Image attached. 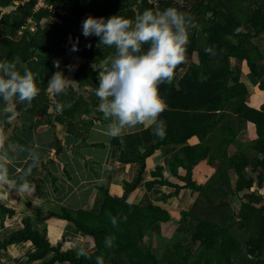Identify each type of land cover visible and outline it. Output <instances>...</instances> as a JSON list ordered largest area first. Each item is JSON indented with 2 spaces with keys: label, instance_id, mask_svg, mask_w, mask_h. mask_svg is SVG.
<instances>
[{
  "label": "trees",
  "instance_id": "1",
  "mask_svg": "<svg viewBox=\"0 0 264 264\" xmlns=\"http://www.w3.org/2000/svg\"><path fill=\"white\" fill-rule=\"evenodd\" d=\"M40 1L0 0V60L17 62L21 73L31 70L40 89L30 105L18 99L10 104L0 100L17 111L19 118L24 113L37 117L51 127H64L77 138L107 123L98 111L99 79L92 65L116 54L114 47H98V37L82 34L85 19L121 16L134 20L147 9L174 7L193 17L198 27L189 30L186 60L177 66L172 83L159 85L167 104L159 117L166 126L165 137L156 136L154 126L113 140L112 146L122 150L121 163L140 165L137 180L127 185L123 196H112L102 187L103 199L94 211L73 215L65 210L60 217L95 240L98 250L88 252L91 259L78 257L64 244L55 246L30 219L23 220L22 230L0 242V250L32 243L37 252L30 261L43 264H96L97 256L104 264H236L235 255L246 247L244 264H264V196L260 193L264 187V103L259 109L248 106V89L233 83L235 73L230 65V59L246 61L254 77L259 65L264 66L256 44L264 35V0H44L45 6ZM33 23L35 30L30 28ZM74 45L78 50H72ZM148 47L145 44L143 49ZM208 47L216 55L206 53ZM69 51L82 60L78 68L63 61ZM54 62H59V69ZM56 71L76 83L66 93L53 96L47 88ZM259 90L264 93V82ZM96 112L100 116H94ZM14 116L12 111L7 113L9 126ZM246 123L256 129L253 159L247 156L249 147L239 146ZM193 139L199 144L187 146ZM168 146H183L169 163L172 177L166 178L164 168L159 167L153 173L156 181L147 183L150 192L157 186L165 191H155L158 196L152 205H132L129 200L143 182L148 160ZM96 147L107 148L105 144ZM203 162L215 173L199 185L192 180V170ZM169 188L176 191L169 193ZM186 190L198 194L192 207L182 211L180 221L195 224V249H190L189 239L181 233L160 247L161 236L153 230L159 224L179 223L166 206ZM235 200L238 207L232 205ZM0 213L10 219L16 216L15 210L3 204ZM109 214L117 217V227ZM110 235L115 239L107 248L105 238ZM148 238L156 241L147 245Z\"/></svg>",
  "mask_w": 264,
  "mask_h": 264
},
{
  "label": "crops",
  "instance_id": "2",
  "mask_svg": "<svg viewBox=\"0 0 264 264\" xmlns=\"http://www.w3.org/2000/svg\"><path fill=\"white\" fill-rule=\"evenodd\" d=\"M256 44L264 56V35L256 40ZM64 60H69L74 69L82 63L72 51L68 52ZM230 65L235 73L233 83L244 84L248 89V106L259 109L264 103V93L259 90V85L264 82V66L259 65L258 76L254 77L246 61L230 59ZM0 103L5 105L1 100ZM10 111L15 113L10 119L11 126L6 122ZM97 113L94 116H98ZM109 124L108 121L106 124H97L84 138H77L69 135L64 127H51L25 113L19 118L17 111L6 109L4 112L0 108V155L7 154L6 160L0 159V166L7 167L13 185L0 184V204L16 211L13 219L0 213V242L22 230L23 220L30 219L34 228L47 233L55 246L64 244L65 249L76 252L80 247L88 252H97L94 239L86 237L73 224L60 217L65 210L73 215L82 210L94 211L103 199L102 187L109 189L112 196H123L127 185L137 180L141 167L120 162L122 150L112 146L113 140L118 137L111 138L105 134ZM154 126L144 124L126 128L122 136ZM242 129L239 146L243 149L249 147L247 156L253 159L257 144L256 129L247 123ZM101 144L107 148L96 147ZM198 144L199 141L193 139L187 146ZM182 147H162L148 160L143 182L129 200L132 205L149 206L156 202L155 191L165 190L157 186L150 192L147 183L156 181L153 173L159 167L164 168L166 178L172 177L169 163ZM206 166L209 172H206ZM210 172L211 167L203 162L192 170V180L204 179ZM25 182L29 184V189L20 191V186ZM142 194L143 197L137 200ZM155 230L153 233L156 236H162ZM36 252L37 248L32 243L10 246L7 250H0V264H43V261H30L31 255Z\"/></svg>",
  "mask_w": 264,
  "mask_h": 264
},
{
  "label": "clouds",
  "instance_id": "3",
  "mask_svg": "<svg viewBox=\"0 0 264 264\" xmlns=\"http://www.w3.org/2000/svg\"><path fill=\"white\" fill-rule=\"evenodd\" d=\"M197 27L193 17L174 7L163 11L147 9L134 20L112 16L107 19L88 17L82 22L85 37L94 35L99 38L98 47L116 50L115 56L92 65L98 72L95 94L100 100L99 110L105 120H111L106 135L121 137L126 128L152 124L154 134L161 139L165 137L166 126L159 117L167 110V104L159 93V85L172 83L177 66L186 60L189 30ZM145 44L149 45L146 51ZM72 50H78L76 45ZM205 52L216 55L212 47ZM54 66L59 69V62H54ZM75 83L62 71H56L48 82L47 91L53 96L64 94ZM39 93L31 70L21 73L17 62L0 60V98L9 104L18 99L30 105ZM0 159L6 160L7 154L0 155ZM0 184L13 186L5 166H0ZM28 189L29 184L25 182L19 190ZM109 216L113 227H117V217ZM114 239L107 236L105 247L111 248ZM77 256L91 259L83 247L77 250ZM96 264H104L102 257H96Z\"/></svg>",
  "mask_w": 264,
  "mask_h": 264
},
{
  "label": "rangeland",
  "instance_id": "4",
  "mask_svg": "<svg viewBox=\"0 0 264 264\" xmlns=\"http://www.w3.org/2000/svg\"><path fill=\"white\" fill-rule=\"evenodd\" d=\"M30 28H32V30H35L36 24H34V23H33V25L30 24ZM67 57H68V55H67ZM63 61H65V60H63ZM0 108H2V110L4 109V112H6V109H8L2 103H0ZM97 115L100 116L98 113H97ZM103 118H104V116H103ZM107 121H108V123H111V120H107ZM205 169H206V172H209L208 166H206ZM261 172H262V170L259 171V173H261ZM213 173H215V171H214V169L211 168L210 174H206V177L204 179H203V177H201L199 179L197 178L195 182L199 185H204L207 183V181H209V179L212 177ZM167 191L169 193H171V192H175L176 190L173 188H169V189H167ZM260 193L264 194L263 188L261 189ZM155 196L157 197L158 195H155ZM142 197H143V194L139 195L137 200L141 199ZM197 197H198L197 193H192L190 190H186V191H183L179 195V197L174 198L173 201H171L166 206L167 208H169L174 213V216H175L177 222H179V223L178 224L174 223V225H163L162 227L159 224L154 228V230L156 229L155 230L156 232L162 234L161 242L158 244V246L162 247V246H165L171 242H174V240L176 239L175 238L176 235L181 233L189 239L190 249H195V246L192 244V243H194L193 241H194V234H195V224H193L191 222L181 223L180 221L182 220V211L186 210V209H190L192 207L193 203L195 202V200L197 199ZM232 205L235 207H238L239 201L235 200L234 202H232ZM157 227H161V228L159 229ZM157 237H159V236H157ZM154 240L156 241V239L148 238V239H146V244L150 245V243L155 242ZM158 246H155L153 249L156 250L158 248ZM247 257H248L247 249H246V247H243L242 250L238 254L235 255L234 261L236 264H244L243 260Z\"/></svg>",
  "mask_w": 264,
  "mask_h": 264
},
{
  "label": "built area",
  "instance_id": "5",
  "mask_svg": "<svg viewBox=\"0 0 264 264\" xmlns=\"http://www.w3.org/2000/svg\"><path fill=\"white\" fill-rule=\"evenodd\" d=\"M46 4H45V1L44 0H41L40 1V6H45Z\"/></svg>",
  "mask_w": 264,
  "mask_h": 264
}]
</instances>
